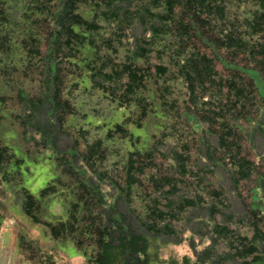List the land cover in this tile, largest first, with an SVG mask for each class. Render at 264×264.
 <instances>
[{"label": "trees", "instance_id": "obj_1", "mask_svg": "<svg viewBox=\"0 0 264 264\" xmlns=\"http://www.w3.org/2000/svg\"><path fill=\"white\" fill-rule=\"evenodd\" d=\"M260 137L264 0H0V229L11 198L87 264H264ZM192 222L210 244L164 259Z\"/></svg>", "mask_w": 264, "mask_h": 264}, {"label": "rangeland", "instance_id": "obj_2", "mask_svg": "<svg viewBox=\"0 0 264 264\" xmlns=\"http://www.w3.org/2000/svg\"><path fill=\"white\" fill-rule=\"evenodd\" d=\"M257 154L258 156L259 154L264 155V137H260ZM167 163H165V167ZM217 170L218 173L216 176L218 185L226 189V195H228L232 208L236 212H239L241 209V201L236 193L231 192V186L226 172L220 167H218ZM52 177L53 173L49 165L47 163H42L32 167L31 175L27 172L25 173L24 185L31 193L36 195L47 185ZM7 203V218L0 229V264H33L20 255L17 245L15 244L17 233L21 230L33 239L39 241L43 247V256L46 258L52 256L54 264H87L82 254H80L73 245L69 244L63 246L54 242L46 235L41 226L32 224L23 214L19 203H15L11 198H8ZM54 210L59 212L57 207H55ZM132 219L135 220L134 218ZM217 220H219V218H217ZM133 223L134 229L139 230L137 222ZM186 227H189L190 230L183 234L184 240L181 243H176L166 238L158 240L161 245V255L164 259L175 258L180 260L183 256H189L193 259L194 250L192 244L195 245L197 250L210 244L208 238L201 237L199 235L200 232H197L199 229L198 224L192 222ZM192 229L196 232L193 237L190 232ZM46 264L50 263L46 261Z\"/></svg>", "mask_w": 264, "mask_h": 264}]
</instances>
